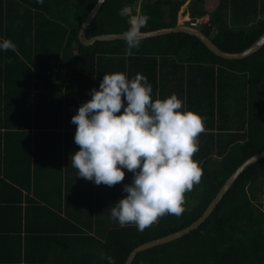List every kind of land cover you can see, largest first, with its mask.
Segmentation results:
<instances>
[{
	"label": "trees",
	"instance_id": "trees-1",
	"mask_svg": "<svg viewBox=\"0 0 264 264\" xmlns=\"http://www.w3.org/2000/svg\"><path fill=\"white\" fill-rule=\"evenodd\" d=\"M98 1L0 0V39L16 45L15 51H0V181L9 185L6 179L23 169L22 160L39 139L74 141L71 117L91 99L89 90L98 89L103 75L113 72L129 78L145 75L153 99L175 93L185 108L205 117L193 157L203 174L186 193L180 216L166 214L142 232L134 225L122 227L110 216L113 204L126 195L123 185L130 182L124 180L107 186L110 193L96 212L49 210L56 224L47 229H31L29 213L24 226L22 209L16 206L18 263L107 264L105 257L111 256L115 264H126L137 247L197 221L230 176L264 151V46L241 60L221 58L184 32L143 39L131 56L124 40L85 46L80 28ZM125 4L151 17L145 33L175 28L187 5L192 20L209 17L199 29L230 54L247 50L264 35V0H106L86 37L122 34L128 25L119 10ZM231 12L243 23L234 26L228 20ZM22 172L31 174V164ZM263 195L264 159L240 175L198 229L138 253L132 264H264ZM51 250L67 258L41 259Z\"/></svg>",
	"mask_w": 264,
	"mask_h": 264
},
{
	"label": "clouds",
	"instance_id": "clouds-1",
	"mask_svg": "<svg viewBox=\"0 0 264 264\" xmlns=\"http://www.w3.org/2000/svg\"><path fill=\"white\" fill-rule=\"evenodd\" d=\"M119 15L126 18L122 37L125 53L131 56L141 47L151 17L132 12L127 4ZM9 49L15 51L16 45L0 39V51ZM89 91L91 99L71 117L79 146L71 155L76 176L111 187L124 180L125 170L133 174L123 185L126 195L110 211L122 227L134 225L142 232L166 214L180 216L186 193L203 174L201 162L193 157L205 117L185 108L175 93L153 99V87L140 73L132 78L125 72L105 73L98 89ZM105 259L115 264L113 257Z\"/></svg>",
	"mask_w": 264,
	"mask_h": 264
},
{
	"label": "crops",
	"instance_id": "crops-1",
	"mask_svg": "<svg viewBox=\"0 0 264 264\" xmlns=\"http://www.w3.org/2000/svg\"><path fill=\"white\" fill-rule=\"evenodd\" d=\"M184 9L189 16L187 6ZM48 139H39L31 147L28 158L22 160L25 161V165L27 162L31 164V174L22 172L25 166L23 164L22 170H17L16 173L14 168L15 175L12 174L6 179L10 186L0 181V264H25L24 260L21 263L16 262L20 254L16 245V229L19 224L16 206L22 209L24 226L26 215L29 213L31 229H47L52 226L51 224H56V220H50V211L64 215L77 211L76 214L89 212L93 208L96 212V207L102 204V199L110 193L107 185H96L92 181L76 176L77 170L71 165V155L79 150V146L71 140L72 138L64 143ZM59 161H61L62 173L58 172ZM132 175L131 172L125 173L124 181L130 182ZM14 178L21 182L22 186L16 184ZM16 186L20 192L16 191ZM16 200L19 203L16 204ZM37 205L48 209L39 208ZM79 208L82 210L80 211ZM39 211L42 213L38 214ZM72 222L76 226H81L76 221L72 220ZM45 255L41 256V259L55 260L58 256L60 259L67 258L54 253L53 250L45 252Z\"/></svg>",
	"mask_w": 264,
	"mask_h": 264
},
{
	"label": "water",
	"instance_id": "water-1",
	"mask_svg": "<svg viewBox=\"0 0 264 264\" xmlns=\"http://www.w3.org/2000/svg\"><path fill=\"white\" fill-rule=\"evenodd\" d=\"M106 0H99L97 4L95 5L94 9L92 12L89 14V16L86 18V20L83 22L81 28H80V33H79V39L80 42L85 45V46H90L98 41H116V40H124L122 37V34H106V35H100V36H95L93 38L88 39L86 37V31L87 28L90 26L92 21L96 18L98 13L100 12L102 6ZM178 32H184L191 34L193 36H196L199 38L205 45L206 47L212 51L215 55L228 59V60H241L250 57L257 51H259L263 46H264V35L256 42L254 43L250 48L247 50L237 53V54H230L222 51L217 45L213 43V41L200 29H195L189 26H183L178 24L175 28L172 29H163L159 30L156 32H149L145 33L144 39L147 38H153V37H158L162 35H167L170 33H178ZM125 41V40H124ZM264 159V151L261 153L247 159L231 176L230 178L226 181L224 186L221 188L220 192L217 194V196L214 198V200L210 203L204 214L194 223H192L190 226L165 237H162L160 239H156L154 241L145 243L139 247H137L129 256L126 264H132L134 261L136 255L142 251L154 248L159 245L167 244L172 241H175L177 239L182 238L183 236L189 234L190 232L198 229L202 223H204L207 218L212 214V212L215 210L217 205L221 202L223 197L226 195L227 191L233 186L235 181L240 177V175L252 164L257 163Z\"/></svg>",
	"mask_w": 264,
	"mask_h": 264
},
{
	"label": "rangeland",
	"instance_id": "rangeland-1",
	"mask_svg": "<svg viewBox=\"0 0 264 264\" xmlns=\"http://www.w3.org/2000/svg\"><path fill=\"white\" fill-rule=\"evenodd\" d=\"M186 6H187V5H185L184 7H186ZM184 7H182L181 12H180V15H179V21H181V22H183V20H184V21H187L186 18H185V17H186V11H185ZM213 7H214V6H212L211 9H212ZM211 9H210V10H211ZM229 16H230V17H229L228 20H231V22L234 23V24H233L234 26H236V25L239 26L241 23H243V20H244V19H242L238 14H236V13H232V12H231ZM208 18H209V17L206 16L204 19L207 20ZM232 23H231V24H232ZM178 24L181 25L182 23H179V22H178ZM188 24H189V23H187L186 25L189 26L190 24H189V25H188ZM263 196H264V195H263ZM263 200H264V197H263ZM263 204H264V201H263Z\"/></svg>",
	"mask_w": 264,
	"mask_h": 264
},
{
	"label": "built area",
	"instance_id": "built-area-1",
	"mask_svg": "<svg viewBox=\"0 0 264 264\" xmlns=\"http://www.w3.org/2000/svg\"><path fill=\"white\" fill-rule=\"evenodd\" d=\"M185 18H186L187 21L183 20V22L179 21V23H182L181 25H183V26H185L186 23H189L190 24L189 26L192 27V28H195V29H199V26L209 23V18L207 20H205L204 19L205 17L201 18V19L192 20L191 18H189L188 15H186Z\"/></svg>",
	"mask_w": 264,
	"mask_h": 264
}]
</instances>
